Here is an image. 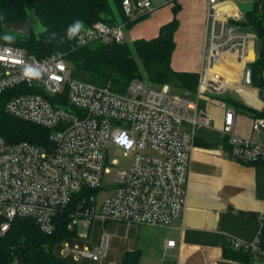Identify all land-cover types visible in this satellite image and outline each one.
Segmentation results:
<instances>
[{"label": "built area", "instance_id": "2783aa9c", "mask_svg": "<svg viewBox=\"0 0 264 264\" xmlns=\"http://www.w3.org/2000/svg\"><path fill=\"white\" fill-rule=\"evenodd\" d=\"M204 46L194 97L178 94L133 78L119 92L75 77L66 53L44 57L6 41L0 34V93L9 92L6 111L20 119L50 129L49 143L9 141L0 132V234L17 217L31 218L41 230L51 232L57 215L68 206V228L76 231L82 222H103L100 237L82 255L101 261L108 253L110 220L170 226L184 216L187 185L196 132L212 126V117L202 106L204 96L230 94L252 104L258 93L247 84L250 38L257 33L239 29L245 16L223 0H206ZM130 19L154 9L152 0H123ZM3 27L0 22V33ZM124 23L98 20L76 38L78 45L100 39L124 41ZM236 109L225 110L221 132L231 147L233 159L264 161V143L243 136L235 128ZM252 127L264 129V117H254ZM109 145L121 147L133 158L128 168L111 175ZM115 163V162H113ZM111 188L104 200L103 190ZM96 189L89 195L83 191ZM89 231L81 236L88 237ZM239 248L260 252L259 238L246 242L229 238ZM175 247L176 240L166 242ZM17 264V263H14ZM177 264V263H168Z\"/></svg>", "mask_w": 264, "mask_h": 264}, {"label": "trees", "instance_id": "16d2710c", "mask_svg": "<svg viewBox=\"0 0 264 264\" xmlns=\"http://www.w3.org/2000/svg\"><path fill=\"white\" fill-rule=\"evenodd\" d=\"M165 2L173 3V18L160 26L156 36L138 37L131 42H105L96 39L78 45L77 36L73 39L67 37L68 27L77 20L82 22L83 30L98 20L119 22L116 13L124 17L126 26H131L148 15L130 19L124 9L123 0H0V22L3 25L26 21L30 17L37 19L44 29L36 32L32 27L30 33H21V37L16 40L17 44L37 57L59 51L66 53L75 77L97 85H108L119 92L126 91L133 78H146L162 87L168 86L171 91L172 88L182 90L178 94L191 97L197 88L198 72L176 70L172 67L181 5L178 0ZM239 24L257 33V56L249 63L252 66L251 85L264 91V15L254 9ZM9 94L7 91L0 93L2 135L12 142L27 140L46 146L49 143L50 129L9 114L5 109ZM223 99L236 108L244 106L230 94H225ZM257 114L264 117V111ZM225 146L230 155L231 147L226 137ZM83 192L89 195L96 192V189H86ZM73 207L74 205H70L57 215L55 228L51 232L42 231L31 218H15L7 232L0 234V264H75L66 256L58 255L52 250L55 244L76 234V231L68 228ZM226 242L225 255L229 258L245 262H252L257 256L263 258L260 252L250 248H237L229 239ZM259 245L264 247V235L260 236ZM120 264H140L137 252L126 251Z\"/></svg>", "mask_w": 264, "mask_h": 264}, {"label": "crops", "instance_id": "0c3cea01", "mask_svg": "<svg viewBox=\"0 0 264 264\" xmlns=\"http://www.w3.org/2000/svg\"><path fill=\"white\" fill-rule=\"evenodd\" d=\"M180 25L175 34L176 49L172 67L176 70H199L205 35L206 0H178ZM154 8L149 18L128 27L132 40L153 37L160 26L173 18V3ZM226 7L246 14L256 9L264 15V0H223ZM244 20V19H243ZM242 20V21H243ZM246 27V26H244ZM248 28V27H247ZM258 37L251 36L249 54L255 60ZM264 77V69H263ZM253 87V86H252ZM253 93L250 104L237 98L244 106L236 108L223 99L226 93H210L201 104L212 117V126L196 132L187 185V205L184 216L170 226H152L120 221L126 229L122 250H135L138 261L155 259L151 264H259L258 256L252 262L229 258L225 255L227 239L237 238L254 242L264 235V163H246L233 159L225 146L221 132L225 110L236 109V131L264 143V129L252 127L257 112L264 111V101ZM195 96V92L191 97ZM252 108V109H250ZM115 221V220H111ZM176 240L175 247L166 242ZM111 241V239H110ZM158 262V263H157Z\"/></svg>", "mask_w": 264, "mask_h": 264}, {"label": "rangeland", "instance_id": "374dc122", "mask_svg": "<svg viewBox=\"0 0 264 264\" xmlns=\"http://www.w3.org/2000/svg\"><path fill=\"white\" fill-rule=\"evenodd\" d=\"M154 4V8H162L163 6L167 5L164 3V0H152ZM117 12V11H116ZM151 13V12H150ZM144 17L143 20H147L149 17V14ZM117 19L119 22L125 23V19L123 16L116 13ZM33 29L36 32H39L44 29V26L35 18H33ZM1 36L5 38H13V39H19L21 37V33L10 30L6 27L1 28ZM124 40L131 42L132 41V35L129 33L128 27H124ZM144 84L147 86L149 80L146 78L143 79ZM157 86H160L158 84H155ZM172 90L175 93L182 92V90L179 89H173ZM132 154L127 153L125 154L124 150L121 147H117L114 145H109L108 149V159L110 166L112 167V173L111 175H115L118 169L122 170L125 168H128L131 161H132ZM115 162V163H113ZM111 192V188L108 190H103L99 194V200H104L108 194ZM1 223V218H0ZM120 221H108L105 224V230L110 234V244L108 248V253L105 256L104 259L101 261H95L92 258L88 256L82 255V251H84L86 248L91 249L94 245V243L97 242V240L100 237L101 231L103 229V222L99 218H95L93 220L91 228H86L82 222H80L77 225V233L75 235H71L66 237L64 240L58 242L52 247V250L61 256H66L70 259L71 262L75 264H120L122 262L123 256L126 252V250H122L121 243L126 241V229L121 226ZM89 231V236H81L82 233H85ZM155 259H149L144 258L139 260L140 264H151L155 263ZM158 263V262H157Z\"/></svg>", "mask_w": 264, "mask_h": 264}, {"label": "water", "instance_id": "95a60500", "mask_svg": "<svg viewBox=\"0 0 264 264\" xmlns=\"http://www.w3.org/2000/svg\"><path fill=\"white\" fill-rule=\"evenodd\" d=\"M245 19L246 18H244V20ZM33 21H34V19L32 17H30L26 21L8 22V23L3 24V26L10 29V30H13V31H16V32H19L22 34H28L32 30ZM239 29H241L243 31H251V28H247L244 26H240ZM6 41L14 43V40L10 39V38H7ZM246 82L249 85L252 84V66H250V65H248V67H247ZM259 96L264 101V91L263 90H259Z\"/></svg>", "mask_w": 264, "mask_h": 264}, {"label": "clouds", "instance_id": "9594fccd", "mask_svg": "<svg viewBox=\"0 0 264 264\" xmlns=\"http://www.w3.org/2000/svg\"><path fill=\"white\" fill-rule=\"evenodd\" d=\"M83 24L81 21L77 20L73 24H71L67 29V37L68 39L75 38L82 30ZM55 37V34H53V38Z\"/></svg>", "mask_w": 264, "mask_h": 264}]
</instances>
